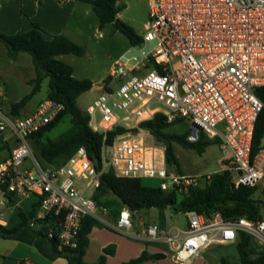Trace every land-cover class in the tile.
<instances>
[{"label":"built area","instance_id":"2783aa9c","mask_svg":"<svg viewBox=\"0 0 264 264\" xmlns=\"http://www.w3.org/2000/svg\"><path fill=\"white\" fill-rule=\"evenodd\" d=\"M149 23L143 43L154 51L123 58L111 69L102 95L86 114L89 127L106 136L121 129L111 146H103L100 168L85 148L65 163L43 169L31 138L64 110L45 99L27 115H14L0 102V144L8 158L0 165V225L12 194L16 205L38 196L31 228L57 238L60 249L78 246L82 221L92 217L126 237L162 245L175 264H194L213 245L233 244L239 232L264 246V220H226L196 212L183 213L184 228L146 223L140 213L123 208L116 221L110 210L93 199L103 174L137 180H158L163 191L187 193L207 184L167 165L166 147L142 127L158 115L168 125H189L186 141L201 134L222 150V171L235 186H258L264 180V147L252 156L259 115L264 109L256 95L264 87V0H148ZM106 81V80H105ZM104 81V82H105ZM108 85V84H106ZM110 152L108 157L106 154ZM110 219V220H109Z\"/></svg>","mask_w":264,"mask_h":264},{"label":"trees","instance_id":"16d2710c","mask_svg":"<svg viewBox=\"0 0 264 264\" xmlns=\"http://www.w3.org/2000/svg\"><path fill=\"white\" fill-rule=\"evenodd\" d=\"M92 7L97 16L100 27L114 24L116 29L123 33L132 46H139L143 38L127 24L119 19V14L124 9L118 6L119 0H74ZM0 42L5 45L8 55L15 58L20 53L28 54L33 61L36 70V79L33 81L32 92L21 101L11 105L14 115H21L34 95L40 92L42 82L49 78V90L47 99L63 105L64 110L46 128L34 134L36 150L34 155L38 163L49 167L58 166L67 162L80 148H85L88 155H102L103 146H111L116 137L123 133L121 129L104 135L94 132L89 127V116L82 111L77 101L81 95L93 88L90 80H78L74 77V69L59 59L63 55H75L82 57L85 50L67 36H47L38 24L28 33L6 35L0 33ZM256 95L264 105V87L256 90ZM65 119H69L70 127L56 140L47 137ZM177 124V123H176ZM165 123L160 115L154 120L142 125L158 143L166 147L167 165L174 167L181 173V165L175 153V145L194 150L203 155L207 148L219 144L216 140L208 139L201 134L197 143L190 144L186 141L189 131L183 135L170 133L174 126ZM264 147V109L256 123L252 143V156H255ZM8 149L7 146H5ZM45 169V168H43ZM257 186L241 184L235 186L234 179L229 172H219L212 175L211 180L200 187L191 188L187 193H179L175 190L163 191L160 188L145 187L142 181L116 177L113 173L103 174L100 179V187L96 190L93 199L99 206L110 210V218H117L123 208L140 213L158 210L160 224L164 226L165 210L186 213L189 211L210 218L216 213L226 220L241 218L258 222L264 220V202L255 199ZM112 198L107 199L106 196ZM9 205L15 203L14 196L8 195ZM29 201V203H28ZM40 199L34 196L23 202L16 211V221L9 222L7 227L0 225V239L18 241L36 248L46 258L54 261L59 258L66 259L68 264H86L85 255L89 248V235L94 228H107L92 217H86L82 221L78 246L74 249L62 248L57 238L49 239L44 230H35L30 226V220L35 215ZM235 248L239 257V264H264V246L255 242V239L247 233L239 232L235 242ZM115 246H109L103 250V255L97 264H107V257L115 254ZM164 254H149L143 252L141 256L124 264H144L148 261H160L165 259ZM222 264H228L222 260Z\"/></svg>","mask_w":264,"mask_h":264},{"label":"rangeland","instance_id":"374dc122","mask_svg":"<svg viewBox=\"0 0 264 264\" xmlns=\"http://www.w3.org/2000/svg\"><path fill=\"white\" fill-rule=\"evenodd\" d=\"M118 5L124 7L119 14V19L130 26L138 36L143 38L146 33V26L149 23L148 0H119ZM71 37L73 41L84 48L85 55L82 57L63 55L60 56L59 59L73 67L74 77L76 79H87L93 82V88L81 95L77 101L79 108L84 112H86L87 108L94 104L102 95L104 90L101 87L105 86L109 88L111 85L115 86L114 83L111 84L112 82L107 81V79L110 76L111 69L117 61H123V58H131L134 56L141 58V50L149 53L154 51L156 47L155 42L132 46L128 38L118 31L114 24H108L104 28H101L99 20L94 12H92L88 21L85 22L84 30L80 34H72ZM25 56L29 55L27 54ZM24 60L21 61V59H17V56L15 58L10 57L5 45L0 42V99L4 98L3 105L6 110H10L12 104L21 101L25 96L29 95L34 88V79H32L34 74L33 67L31 63L27 65L26 62L27 60L29 62V59ZM21 65H24L22 69H17L21 67ZM20 71H22V74ZM21 75L24 76L27 85L21 82L19 78ZM48 90L49 78H45L42 82L40 92L33 96L28 104L26 112L30 111L40 101L44 100L47 97ZM69 127L70 121L69 119H65L56 129L48 134L47 137L56 140L62 133L67 131ZM187 131H189V125L185 122L177 123L169 129L170 133L177 135H183ZM0 146L2 145L0 144ZM31 146L35 151L36 148L33 140H31ZM174 148L181 165L180 174L203 178L222 171V160L224 156L219 144H214L207 148L203 155H199L194 150L183 148L180 145H175ZM7 155L8 149L2 147L0 149V163ZM106 155L109 157L110 152L108 151ZM42 166L45 169L49 168L46 164H42ZM142 184L150 188H159L160 186L158 180L145 179L142 180ZM257 187L258 191L255 194V199L264 202V180L260 182ZM106 198L109 199L112 198V196L107 195ZM23 202H21L20 205ZM147 212V214L140 212L143 218L142 221L157 224L160 222L158 210L152 209ZM5 215L7 219L13 216H15L16 219V211H13L10 205ZM164 215L167 225H175L184 228L187 224V218L181 212L177 213L167 209ZM255 242L261 245L256 240ZM165 251L168 253L167 248ZM204 253L207 254L202 257L203 264H222V260H225L228 264H239L235 243L213 245Z\"/></svg>","mask_w":264,"mask_h":264},{"label":"crops","instance_id":"0c3cea01","mask_svg":"<svg viewBox=\"0 0 264 264\" xmlns=\"http://www.w3.org/2000/svg\"><path fill=\"white\" fill-rule=\"evenodd\" d=\"M92 12L90 5L74 0H0V33L6 35L28 33L33 29L34 24H38L47 36L64 35L73 40L72 34H80L84 30L85 22L91 17ZM25 55L27 54L20 53L17 59L19 58L21 61L29 59V62L27 60L26 63L27 65L31 63L34 72L32 79L35 80L36 70L32 58ZM22 66L24 65L17 69H22ZM20 73L22 74V71ZM19 78L21 82L27 85L24 76L21 75ZM42 101L26 112L28 103L21 115L27 116L33 113ZM0 102L4 104V98L0 99ZM2 147L4 146H0V149ZM7 158L8 155L4 157L0 165ZM19 206L20 204L14 203L11 209L17 211ZM143 213L147 214L148 212L144 211ZM117 219L118 217L111 220L116 221ZM10 221H16L15 216L10 218ZM109 246H115L116 249L113 256L107 257V264L127 263L138 258L145 251L149 254H164L166 258L160 261H148L144 264H175L171 257L166 254L165 246H154L126 237L108 228H94L92 230L89 235V248L85 255V263L97 264L103 255V250ZM205 254L207 253H202L194 264H203L202 257ZM0 264H68V262L63 258L52 261L32 246L18 241L0 239Z\"/></svg>","mask_w":264,"mask_h":264},{"label":"water","instance_id":"95a60500","mask_svg":"<svg viewBox=\"0 0 264 264\" xmlns=\"http://www.w3.org/2000/svg\"><path fill=\"white\" fill-rule=\"evenodd\" d=\"M94 165L97 167V168H100V158L96 155V154H93L92 157H91Z\"/></svg>","mask_w":264,"mask_h":264}]
</instances>
